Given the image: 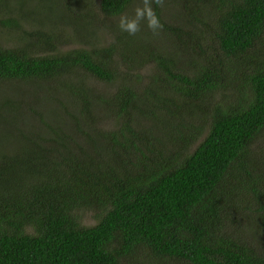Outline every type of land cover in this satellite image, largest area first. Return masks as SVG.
Instances as JSON below:
<instances>
[{
  "label": "trees",
  "instance_id": "1",
  "mask_svg": "<svg viewBox=\"0 0 264 264\" xmlns=\"http://www.w3.org/2000/svg\"><path fill=\"white\" fill-rule=\"evenodd\" d=\"M139 3L0 0V81L65 113L0 116V264H264V0H153L129 35Z\"/></svg>",
  "mask_w": 264,
  "mask_h": 264
},
{
  "label": "rangeland",
  "instance_id": "2",
  "mask_svg": "<svg viewBox=\"0 0 264 264\" xmlns=\"http://www.w3.org/2000/svg\"><path fill=\"white\" fill-rule=\"evenodd\" d=\"M133 11V9L130 10L127 15H133ZM91 38L92 36L90 37V40ZM0 41L5 44H11L12 41H14L13 43L21 42L19 30L14 27L10 28L0 25ZM67 47H69V45ZM49 83L51 85L53 84L52 82ZM49 83L32 84L23 81H0V116H7V111H15L19 117L24 118L26 124L30 128L34 126L33 129H35V125L40 123V118L46 117L45 114L54 113V110L55 112L60 110L62 114H65L55 101H49L47 99L48 89L46 86H49ZM87 83H91L93 86L95 84L94 88L102 92L103 87L95 83L93 80H87ZM115 85V83L109 84L104 88L112 90ZM23 97H25L24 100ZM67 112L71 113L72 110ZM96 117L104 122L111 121V117L106 109H101L96 114ZM0 135L5 136V134L1 132ZM6 146L12 145L6 144ZM237 200L239 201L238 209L240 211H245L246 214L253 212L257 208V202L254 196L240 194L237 197ZM238 214L241 216V213ZM245 217L249 218L248 215ZM96 222L97 219L93 212L83 214L84 224L94 225ZM173 264L181 263L175 261Z\"/></svg>",
  "mask_w": 264,
  "mask_h": 264
},
{
  "label": "clouds",
  "instance_id": "3",
  "mask_svg": "<svg viewBox=\"0 0 264 264\" xmlns=\"http://www.w3.org/2000/svg\"><path fill=\"white\" fill-rule=\"evenodd\" d=\"M153 0H141L134 8L133 15H121L118 20V27L129 35H136L141 29V23L146 22L147 27L156 33L163 28L159 16L152 7ZM158 7H163L165 0H154Z\"/></svg>",
  "mask_w": 264,
  "mask_h": 264
}]
</instances>
